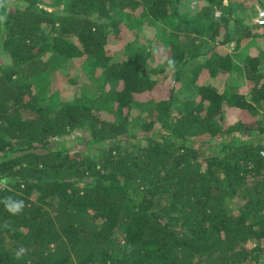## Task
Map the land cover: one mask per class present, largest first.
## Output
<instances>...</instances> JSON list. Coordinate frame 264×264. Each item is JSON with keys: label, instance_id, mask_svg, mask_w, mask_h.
<instances>
[{"label": "trees", "instance_id": "trees-1", "mask_svg": "<svg viewBox=\"0 0 264 264\" xmlns=\"http://www.w3.org/2000/svg\"><path fill=\"white\" fill-rule=\"evenodd\" d=\"M0 17V201L25 204L0 202V264H264V56L212 81L234 71L219 48L264 25L232 0H6ZM144 22L167 56L122 38ZM77 59L96 93L54 100L41 75Z\"/></svg>", "mask_w": 264, "mask_h": 264}, {"label": "rangeland", "instance_id": "rangeland-1", "mask_svg": "<svg viewBox=\"0 0 264 264\" xmlns=\"http://www.w3.org/2000/svg\"><path fill=\"white\" fill-rule=\"evenodd\" d=\"M230 0H225V3L228 4ZM233 6L237 10V13L241 16H245V21L247 24L252 26L254 29L256 28V18L260 11H264V5L260 0H232ZM203 0H192V4L194 6H198L200 3H202ZM54 7V8H53ZM62 6H51V9H57L61 8ZM49 8V7H48ZM160 27H158L156 24L151 22H144L140 27H125L123 25V39L128 40L130 38H133L137 35L139 37V40L141 42H149L154 45V48L156 49V56H167L169 49L166 47V38L164 36H159ZM260 30V29H259ZM167 33V31H166ZM124 40H116L112 39V45L113 50L116 54V56H120L123 51V44ZM234 44L231 43L230 45H224L219 48L220 51H228L229 53H232L234 55L235 63H234V71L229 74L227 72H222L218 78L212 79L213 83L217 86L222 87L224 85V82L226 81L227 77L231 80V82L239 83L241 78L239 79V75L244 74V68H243V61L247 59L250 56H264V38L253 37L246 43H244L241 48L238 50H235L233 48ZM218 50V49H217ZM72 66H69L68 69L61 72H54L53 70H50L44 74L41 75V78H44L46 82H48V89L49 94L54 93V100H59L61 96H64L66 98L71 97L74 93H85L88 95L95 94L97 91V82L93 75L87 70L85 66L82 65L81 59H77ZM261 68L264 70V66H261ZM170 69H167L165 73H161L158 75V78H160L161 81H164V79L169 78L167 75H172V72H170ZM68 72V73H67ZM173 76V75H172ZM73 79L74 83L70 82L69 80ZM246 82V81H245ZM180 84H178L179 86ZM249 85L247 86V83L245 86L240 87V90H246L249 89ZM184 94H187L188 88L183 90ZM48 94V95H49ZM239 110L234 108H229L227 110V118L228 121H236L238 118ZM76 134H73L68 139H73Z\"/></svg>", "mask_w": 264, "mask_h": 264}, {"label": "clouds", "instance_id": "clouds-1", "mask_svg": "<svg viewBox=\"0 0 264 264\" xmlns=\"http://www.w3.org/2000/svg\"><path fill=\"white\" fill-rule=\"evenodd\" d=\"M6 3V0H0V8L4 7ZM3 18L0 17V20ZM9 184V180L7 178L0 179V186L7 187ZM4 204L5 209L8 213L12 215H17L21 213L25 207L24 201L23 200H17L13 199L12 197H6L3 201H0ZM27 252V249L24 247H20L16 252H15V258L20 259L22 258Z\"/></svg>", "mask_w": 264, "mask_h": 264}, {"label": "built area", "instance_id": "built-area-1", "mask_svg": "<svg viewBox=\"0 0 264 264\" xmlns=\"http://www.w3.org/2000/svg\"><path fill=\"white\" fill-rule=\"evenodd\" d=\"M256 23L258 26H263L264 25V11H260L257 18H256ZM262 154H264V151H262ZM0 177H1V172H0Z\"/></svg>", "mask_w": 264, "mask_h": 264}]
</instances>
